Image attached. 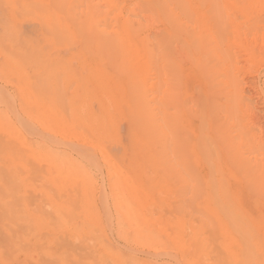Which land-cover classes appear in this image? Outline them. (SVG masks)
<instances>
[{
    "label": "bare ground",
    "instance_id": "bare-ground-1",
    "mask_svg": "<svg viewBox=\"0 0 264 264\" xmlns=\"http://www.w3.org/2000/svg\"><path fill=\"white\" fill-rule=\"evenodd\" d=\"M239 60L264 68V0H0V228L38 264H264Z\"/></svg>",
    "mask_w": 264,
    "mask_h": 264
},
{
    "label": "rangeland",
    "instance_id": "rangeland-1",
    "mask_svg": "<svg viewBox=\"0 0 264 264\" xmlns=\"http://www.w3.org/2000/svg\"><path fill=\"white\" fill-rule=\"evenodd\" d=\"M236 66H238V68H235L233 73L238 77H243L244 83H247L249 85L251 83V80L255 77L260 78V82L264 81V70H263L264 68L261 69V72L260 71L257 72L255 68H248L249 64L246 60H241V61L239 60ZM247 91H248L247 93L250 92L249 94H251L252 92L255 93L251 101L254 106L255 115L257 117L259 124L261 123L262 125H264V104H263L264 102L256 96L258 95L256 93L257 92L256 89L250 91V88H248ZM97 179L99 183L102 184L101 186L103 190L108 192L109 191V186L107 183L108 178H107V174L105 170H103L99 175H97ZM21 221H29L30 223L34 222V220H21ZM49 221L51 225L53 226V229L57 233H60L64 227L62 221L61 220H49ZM3 223H6V225H5V228L4 227L0 228V237H3L6 240L5 242L11 241V243H10L9 248L5 251V259L3 260L1 264H38L35 261V259L32 257V255L30 254V250L35 247V244L28 240L24 241L23 239H21L20 242L17 244L18 239H16L15 235H11L16 229L22 230V228H24V230H27L29 225L24 224V223H18L13 220H4ZM31 229L33 230V227ZM9 230L11 231V234L9 233ZM110 232H111V238L113 239V241L117 243L120 247L122 248L125 247V242L119 237L114 226L112 227ZM50 234L51 232L47 228H44V230H42L41 232V235H43V238H48ZM27 236L33 237L32 234H29ZM64 238H66V235L62 234L61 239H64ZM78 245L79 243H76L74 246V249H76ZM40 264H56V263L55 262L49 263L48 261H46L45 263H40Z\"/></svg>",
    "mask_w": 264,
    "mask_h": 264
}]
</instances>
